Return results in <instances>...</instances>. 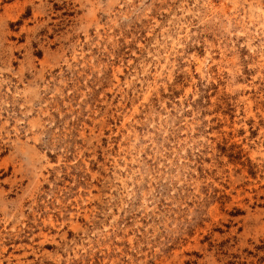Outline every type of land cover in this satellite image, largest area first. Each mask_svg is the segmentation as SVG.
<instances>
[{
	"label": "rangeland",
	"instance_id": "rangeland-1",
	"mask_svg": "<svg viewBox=\"0 0 264 264\" xmlns=\"http://www.w3.org/2000/svg\"><path fill=\"white\" fill-rule=\"evenodd\" d=\"M0 264H264V0H0Z\"/></svg>",
	"mask_w": 264,
	"mask_h": 264
}]
</instances>
